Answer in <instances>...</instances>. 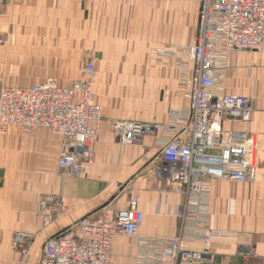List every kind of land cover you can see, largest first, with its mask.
I'll return each mask as SVG.
<instances>
[{
  "label": "crops",
  "instance_id": "crops-1",
  "mask_svg": "<svg viewBox=\"0 0 264 264\" xmlns=\"http://www.w3.org/2000/svg\"><path fill=\"white\" fill-rule=\"evenodd\" d=\"M199 7V0H0V91L3 86L27 87L47 79L70 86L90 54L97 85L108 92H125L122 102L95 94L103 119L95 162L81 179L62 176L60 144L51 130L10 126L0 133V264H19L20 254L11 244L16 231L36 235L31 247V260L36 261L48 236L84 216L124 209L134 194L145 214L141 235L182 231L179 212L184 198L168 191L154 171L160 146L154 137L144 145L122 146L112 120L166 123L172 112L188 105L176 61L168 58L159 65L151 53L192 40ZM22 59H31V65ZM19 75L31 79L14 77ZM226 88L251 100V118L226 120L224 127L256 135V175L246 183L211 182L209 226L243 235L213 239L202 264H244L239 255L244 244L264 256V49L229 54ZM50 194L60 195L66 209L46 227L37 202ZM190 247L201 250L202 244L191 242ZM113 248L112 264H135L133 238L116 236Z\"/></svg>",
  "mask_w": 264,
  "mask_h": 264
},
{
  "label": "built area",
  "instance_id": "built-area-1",
  "mask_svg": "<svg viewBox=\"0 0 264 264\" xmlns=\"http://www.w3.org/2000/svg\"><path fill=\"white\" fill-rule=\"evenodd\" d=\"M85 2L86 0H79ZM198 29L188 43L153 50L159 65L176 61L179 83L188 105L170 114L166 123L115 118L112 128L122 146L144 145L148 137L160 146L157 179L183 196L179 212L182 231L176 235L140 234L145 214L134 194L121 210L90 214L45 239L40 257L31 260L36 235L16 231L12 247L19 264H112L116 236L135 240V264H202L213 239H239V231L209 226V200L214 180L246 183L255 180L257 138L252 132L226 129V120L247 122L251 100L226 88L228 56L235 50L264 49V0H199ZM95 59L87 61L70 86L47 79L27 87L3 86L0 91V133L10 126L47 128L58 138V164L63 177L84 178L95 162V144L103 108L95 100ZM66 203L58 194L42 196L37 213L50 226ZM199 242L202 249L190 247ZM239 250L244 264H264L249 244Z\"/></svg>",
  "mask_w": 264,
  "mask_h": 264
},
{
  "label": "rangeland",
  "instance_id": "rangeland-1",
  "mask_svg": "<svg viewBox=\"0 0 264 264\" xmlns=\"http://www.w3.org/2000/svg\"><path fill=\"white\" fill-rule=\"evenodd\" d=\"M191 41V40H190ZM189 41V42H190ZM186 43H188V42H186ZM176 44H182V43H176ZM166 47V46H165ZM169 47V46H168ZM93 57H92V55H87L86 56V58H85V64H84V67H83V70H84V68H85V65H86V63H87V61H89L90 59H92ZM168 58H171V57H165V59H168ZM93 59H95V58H93ZM21 62H24V63H27V64H30L31 65V59H22V60H20ZM83 70H82V72H83ZM82 72H81V74H79V76L77 77V79L78 78H80L81 77V75H82ZM178 76H179V72H178ZM16 79H18V77H19V80L20 79H22V78H26V79H31V75H25V76H14ZM96 78H97V72H96ZM96 78H95V80H94V87H93V89H94V94H96L97 93V95L98 96H102V97H104V95H105V97L107 98H111V101H115V100H117L116 98L118 97V98H121V102H122V98H123V96L125 95V92H123V91H113V92H108V91H106V90H104V89H102L101 88V85H97L98 83H96ZM76 80V79H75ZM41 82V81H40ZM10 86H12V85H10ZM19 87V86H18ZM131 94H132V92H130ZM129 93V94H130ZM95 100L97 101V99H96V96H95ZM98 102V101H97ZM99 103V102H98ZM100 104V103H99ZM122 104V103H121ZM101 105V104H100ZM122 115V114H121ZM118 118V117H117ZM18 127V126H17ZM19 128H21V127H19ZM22 129H24V128H22Z\"/></svg>",
  "mask_w": 264,
  "mask_h": 264
}]
</instances>
